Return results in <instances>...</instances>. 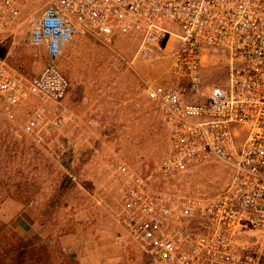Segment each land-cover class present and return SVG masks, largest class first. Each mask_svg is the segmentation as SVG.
<instances>
[{
	"label": "built area",
	"instance_id": "1",
	"mask_svg": "<svg viewBox=\"0 0 264 264\" xmlns=\"http://www.w3.org/2000/svg\"><path fill=\"white\" fill-rule=\"evenodd\" d=\"M27 11V44L44 49L33 77L0 59V110L11 113L38 103L28 130L58 126L45 102L59 104L70 83L58 60L76 36L108 45L134 37V59L152 64L158 51H172L171 72L189 86L147 85L168 133V150L156 166L163 178L192 167L219 163L231 175L226 188L209 197L153 190L149 177L126 173L122 235L146 249L159 264H229L246 251L247 229L264 231V0H0V43ZM34 58L42 56L35 52ZM221 63L223 77L201 98L203 71Z\"/></svg>",
	"mask_w": 264,
	"mask_h": 264
},
{
	"label": "rangeland",
	"instance_id": "2",
	"mask_svg": "<svg viewBox=\"0 0 264 264\" xmlns=\"http://www.w3.org/2000/svg\"><path fill=\"white\" fill-rule=\"evenodd\" d=\"M30 1L0 43V59L27 77L43 67L44 49L27 44V11L42 9ZM138 40L120 36L105 45L91 36H76L62 49L58 65L70 83L59 104L45 102L47 118L64 120L36 132L26 121L38 103L0 110V243L47 239L40 264H159L122 233L126 173L149 177L153 190L209 197L231 181L219 163H205L163 178L156 166L168 150V133L157 105L145 89L188 82L171 72L172 51H158L152 64L134 59ZM38 52L42 58H34ZM223 77L221 63L203 71L201 98ZM23 219L31 222L21 226ZM247 248L229 264H264V231L247 229ZM40 255V256H39Z\"/></svg>",
	"mask_w": 264,
	"mask_h": 264
},
{
	"label": "trees",
	"instance_id": "3",
	"mask_svg": "<svg viewBox=\"0 0 264 264\" xmlns=\"http://www.w3.org/2000/svg\"><path fill=\"white\" fill-rule=\"evenodd\" d=\"M46 247L47 239L38 237L21 239L17 244L2 242L0 243V264H40L36 255L46 251Z\"/></svg>",
	"mask_w": 264,
	"mask_h": 264
},
{
	"label": "crops",
	"instance_id": "4",
	"mask_svg": "<svg viewBox=\"0 0 264 264\" xmlns=\"http://www.w3.org/2000/svg\"><path fill=\"white\" fill-rule=\"evenodd\" d=\"M28 225L32 226L31 222H29L28 220L23 219L21 221V226H23V228H27Z\"/></svg>",
	"mask_w": 264,
	"mask_h": 264
}]
</instances>
